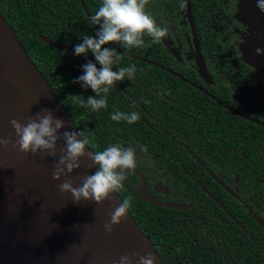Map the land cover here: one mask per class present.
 <instances>
[{
  "label": "flooded vegetation",
  "instance_id": "flooded-vegetation-1",
  "mask_svg": "<svg viewBox=\"0 0 264 264\" xmlns=\"http://www.w3.org/2000/svg\"><path fill=\"white\" fill-rule=\"evenodd\" d=\"M146 10L167 35L157 49L144 38L143 55L156 59L144 55L108 95L113 114L140 119L105 131L135 150L147 190L168 203L148 208L152 242L165 264H264V193L251 172L264 167V33L255 22L264 12L256 0H154ZM128 172L142 197L140 176Z\"/></svg>",
  "mask_w": 264,
  "mask_h": 264
},
{
  "label": "water",
  "instance_id": "water-1",
  "mask_svg": "<svg viewBox=\"0 0 264 264\" xmlns=\"http://www.w3.org/2000/svg\"><path fill=\"white\" fill-rule=\"evenodd\" d=\"M255 22L264 33V21ZM43 40L77 61L88 63L66 44L48 37ZM258 59L264 69V55ZM42 109L52 110L67 125L58 141V160L65 147L62 132L81 130L0 12V137L11 140L7 147L0 146V264H119L122 255L132 253L137 254L131 256L137 264L138 257L149 252L156 264H165L129 210L112 233L104 230L110 213L122 203L119 193L99 205L93 201L76 203L71 193L60 191L63 180L79 187L85 174L97 171L95 166L88 167L92 162L86 157L81 158L80 169L56 181L52 178L53 157L19 150L10 121L26 124ZM86 150L93 151L90 146ZM129 171L140 176L138 189L145 201L168 205L153 198L137 170Z\"/></svg>",
  "mask_w": 264,
  "mask_h": 264
},
{
  "label": "clouds",
  "instance_id": "clouds-1",
  "mask_svg": "<svg viewBox=\"0 0 264 264\" xmlns=\"http://www.w3.org/2000/svg\"><path fill=\"white\" fill-rule=\"evenodd\" d=\"M257 7L264 12V0H256ZM148 0H102L101 5L94 15L90 17L93 25H98L99 30L94 36L83 35L82 43L74 47L77 56H87L91 52L96 62L89 61L83 65V74L74 83H80L84 89L91 88L95 96H89L85 100L82 95L70 96L72 101L82 108L92 112H99L107 107L108 95L119 82L125 79L131 80L136 75V65L119 67L121 56L114 47L106 45L119 44L121 48L131 51L133 48L145 46V37L150 38L152 44H159L167 35V29L157 24L156 20L146 10ZM257 54L264 55V49L257 48ZM114 121H126L133 124L140 117L136 112H116L111 115ZM15 129L16 146L23 153H45L53 157L54 163L52 178L61 181L68 174L82 167L81 158H87L92 163L89 168L95 166L97 171L85 174L79 187L74 186L73 181L63 180L59 184L62 193H71L76 203L81 201H93L103 205L106 200L118 193L124 187L123 181L127 178L129 170L137 167L135 150L131 147H123L119 143L110 145L102 151L89 152V139L85 131H63L65 141L63 152L57 156L58 141L61 139V130L66 129V122L56 117L52 110L42 109L34 116L29 117L26 124L19 120L10 121ZM82 138V139H81ZM11 140L0 137V146L7 147ZM147 151V148H142ZM132 207L131 199H123L110 213L108 221L104 224L107 233L114 231V226L120 225L127 218V211ZM130 255H122L119 264H133ZM137 264H156V258L152 253H146L138 257Z\"/></svg>",
  "mask_w": 264,
  "mask_h": 264
},
{
  "label": "trees",
  "instance_id": "trees-1",
  "mask_svg": "<svg viewBox=\"0 0 264 264\" xmlns=\"http://www.w3.org/2000/svg\"><path fill=\"white\" fill-rule=\"evenodd\" d=\"M153 1L148 0V2ZM101 3L102 0H0V12L12 25L32 60L43 72L56 94L67 107L76 125L81 131H85L89 139V146L93 151H102L113 145L109 141L110 134L105 131L111 130L114 121L111 119L113 110H110L112 101L108 99L107 107L99 112H92L75 104L70 96L79 94L85 100L89 96H95L91 88L84 89L80 83H74L83 74L82 66L85 64L46 43L43 37L58 40L74 50L76 45L82 43L81 37L83 35L94 36L95 32L99 30L98 25L91 23L90 17L95 14ZM153 45L155 49L160 47L157 44ZM109 46L114 47L121 56V61L119 65L114 66L115 68L126 64L144 65L146 64L142 58L144 55L150 59H156V57H152L151 53L143 55V47L133 48L129 51L121 48L119 44L106 45V47ZM129 53L137 56H132ZM82 57L88 62L96 63L97 68L101 67L91 52L86 57ZM162 57L166 59L164 62L166 65L175 63V60L172 62L166 54H163ZM155 70L160 73L164 72L163 79H179L175 76L171 77L172 74L166 70L158 67H155ZM138 79L145 80L148 78L145 75H139ZM153 79L155 78L150 77V80ZM112 90H115V88ZM251 172L259 179L261 190L264 193V167L257 168L256 172L252 169ZM129 178L135 179L136 176L128 172L127 178L123 181L124 187L118 193L122 199H131L132 207L129 211L151 241H156L147 230L146 213L148 208L158 206L144 201L141 196L137 195V189L133 186V182H129ZM157 226L158 223L155 220L154 227ZM166 263L169 264L167 261Z\"/></svg>",
  "mask_w": 264,
  "mask_h": 264
}]
</instances>
